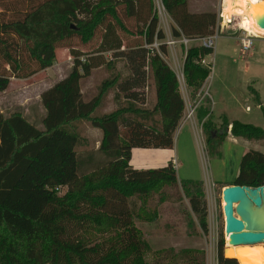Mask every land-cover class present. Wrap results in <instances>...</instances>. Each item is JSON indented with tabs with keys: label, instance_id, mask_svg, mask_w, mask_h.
<instances>
[{
	"label": "trees",
	"instance_id": "16d2710c",
	"mask_svg": "<svg viewBox=\"0 0 264 264\" xmlns=\"http://www.w3.org/2000/svg\"><path fill=\"white\" fill-rule=\"evenodd\" d=\"M162 2L177 25L174 35L197 38L214 32L218 15L213 9L192 12L189 0ZM0 4L4 6L0 9V92L8 88L12 77L26 78L53 66L56 51L64 44L74 57L71 72L41 94L46 111L42 129L20 113L5 116L0 109V264H150L151 245L135 220L158 219V210L149 208V200L158 194L164 202L166 188L180 183L172 160L158 168H134L132 148H172L186 109L177 74L156 48L149 47L156 38H166L158 28L153 0H0ZM121 8L127 16L142 20L140 30L134 32L126 25ZM100 28L104 33L98 52L113 51L112 58H130L133 70L124 81L118 74L103 81L96 96L86 100L81 82L104 61L82 59L84 51L70 43L78 38L87 46ZM119 29L143 37L144 42L125 52ZM160 49L166 51L164 42ZM213 52L195 44L187 50L184 77L194 96L212 71L201 60ZM33 63L37 67L31 69ZM147 70L155 82L153 108L130 104L95 115L113 87L134 90L128 99L141 100L145 93L137 90L145 85ZM254 98L261 104L257 94ZM211 104L204 97L197 107L211 153L221 154L228 134L264 139V128L252 123L223 116L218 125L212 120ZM155 114L160 116L159 126L144 122L154 121ZM121 121L129 129L128 138L121 135ZM80 122L101 129L98 150L108 161L95 164L92 154L79 156L77 147L89 145L77 127ZM232 184L264 185V152H245ZM181 185L201 228L208 232L203 182L186 180ZM224 245L221 237L218 264H239L224 255ZM156 253L160 263L171 258L178 264H206L202 250Z\"/></svg>",
	"mask_w": 264,
	"mask_h": 264
},
{
	"label": "rangeland",
	"instance_id": "374dc122",
	"mask_svg": "<svg viewBox=\"0 0 264 264\" xmlns=\"http://www.w3.org/2000/svg\"><path fill=\"white\" fill-rule=\"evenodd\" d=\"M222 1L223 0H189L188 9L192 12H202L213 9L217 12L219 17V12L222 8ZM153 6L156 8L157 12H159L160 9L164 12L162 0H153ZM3 7L4 6L0 4V9H3ZM120 11L124 22L132 31L137 32L141 29V19L127 16L124 12V8H121ZM246 17H249L248 20H256L257 18L255 15L248 13V16L245 17L242 15L237 16V19H241L242 22H244L246 21ZM167 19L170 25L169 28L166 27L168 26V23L163 21L162 18L159 19L158 24V28L164 31L166 37L173 33L174 26V23L169 16ZM237 19H233L229 27H225L223 33L217 40L214 52L208 57V60H211L212 63V71L206 80L204 88L201 90V96L203 93L207 94L210 100H216L218 95L225 97V103L228 104L226 108L230 118H238L237 120L242 119L245 120L243 122L253 123L260 126L264 123L262 109L257 106L255 99L253 100L245 93V88L240 78L241 74H238L237 76L236 73L238 72L237 69H243L246 63L249 65L251 64L250 68L264 66V36H261L262 38L257 36L258 38L254 40L253 48L249 52H243L241 44L229 36H238L241 38L246 37L248 35L246 30L251 33L264 35V28L251 24L249 27L241 26L246 29L244 30L236 25L238 21ZM259 20L261 21V19ZM118 32L123 39L124 46H126L125 52L132 51V49H135L138 44L144 42V38L138 35L136 36V34L135 36L130 35L121 29H119ZM103 33V29L100 28L93 41L87 46L82 45L78 38H74L70 43L71 46L84 51V54L81 57L82 59L96 57L91 61H104L103 65L93 69L90 77L83 79L81 82L82 89L85 93L84 97L88 100L91 99L94 94L99 92L100 85L103 81L114 79L117 74L120 77V81H124L132 75L131 73L133 69L130 65V58L128 60V58L123 56L115 57L114 54L112 58L111 53H113V51L105 53L98 52V47L102 42ZM158 41L159 43L163 42L159 39ZM159 50L164 60L171 66L177 76L179 74L178 78L184 99L194 104L196 101L195 98L200 99V97H198L199 94L196 95L197 97L194 96L192 90L187 87L184 77L182 76V68L175 70L171 48L166 45L165 52L160 48ZM176 50L179 63L183 65L184 50L180 46H177ZM73 63L74 57L71 56L67 45L64 44L57 49L56 60L53 66L38 71L34 75L26 78L12 77L8 88L5 91L0 92V109L3 114L5 116H10L13 113H20L35 126L42 129L45 108L41 101V94L44 90L68 75L72 70ZM34 67H37V65L33 63L31 69ZM219 76L228 81L237 76L238 81L231 88H222L221 86H217L216 79ZM261 88L264 93V73ZM132 91L134 90L122 91L117 87L111 88L106 98L104 97L105 99L102 104L104 106L99 108L95 112V115L100 116L104 114V112L109 113L130 104L146 109L153 108L156 103V92L155 82L151 71L147 70L146 83L137 90V93H145V96L140 98L141 100H136V102H134L133 100L128 99H132ZM136 97H138V94ZM247 106H249L250 110H247ZM185 110L187 112V104ZM125 117L135 118L133 114H127ZM192 119H186V117H184L182 123L186 120ZM196 120L195 122L200 126L199 117H196ZM144 122L146 124L152 123L159 126L160 116L155 114L154 121L148 120ZM89 126L90 124L86 122H80L77 125L80 133L90 138L89 145H79L77 147L78 154L81 158H85L87 155L92 154L94 156L95 164H103L108 161V159L98 150L96 135L89 131ZM120 129L122 137L128 138L129 129H127L124 121H121ZM178 136L180 137L179 139ZM145 149L148 148H132V166L135 165L137 161L138 163H144L154 159L161 160L162 156L159 154L160 152H151L150 150ZM167 149H170L168 152L171 153L176 162H178L175 163L176 167L178 164L177 176L180 184L177 187L166 188L167 198L164 202H160V196L158 194L149 200V208L151 210H158V219L153 222H140L135 220L136 226L145 233V236L151 245L152 252L148 254L147 260L150 261V264H156V262L157 264H178L180 261L175 262L171 258H166L162 261L164 263H160V259H158L159 255H157L158 253L156 252L173 249L174 253L178 254L182 250L191 249L204 251L205 262L207 264L212 259L218 258V245L220 238H224V246H226L227 243L222 198V191L225 187H221L219 182H229L234 180L238 174L241 158L245 152L249 150L264 152V139H241L239 144L232 143L231 140L225 141L221 146V154L218 155L211 153L209 148H207L204 132H200L199 127L195 130V127L191 126V122L187 121L175 134L174 146ZM91 165H88L89 167L86 170H89ZM85 167L86 165L84 168ZM186 180H198L203 182V189L208 206V232H204L201 228L198 217L192 211L190 200L183 192L181 183ZM257 247L263 248L264 252L263 245H257ZM257 262L263 264L260 260Z\"/></svg>",
	"mask_w": 264,
	"mask_h": 264
},
{
	"label": "crops",
	"instance_id": "0c3cea01",
	"mask_svg": "<svg viewBox=\"0 0 264 264\" xmlns=\"http://www.w3.org/2000/svg\"><path fill=\"white\" fill-rule=\"evenodd\" d=\"M169 15V14H168ZM169 17L171 18V16L169 15ZM257 17V16H256ZM171 20H172V22L174 23V25L176 24L175 22H174V20L171 18ZM260 23H261V21L259 20V18L257 17L256 18V20H252L251 21V24H254V25H256V26H259L260 27ZM250 24V25H251ZM253 25V26H254ZM252 26V27H253ZM251 27V28H252ZM257 36L260 38L261 36L263 37L264 35H259V34H257ZM230 38H233V40H237V42H239L240 43V38L241 37H238V36H229ZM261 37V38H262ZM238 43V44H239ZM69 53H70V51H69ZM251 53V52H250ZM208 57L209 56H207L206 57V59H207V61L208 62H211V60H208ZM214 60V59H213ZM251 65V64H250ZM250 65L248 64V63H246V65L243 67V69H237V76H238V74H241V76H240V78H241V82L243 83V85H244V90H245V93L246 94H248V96L249 97H251L253 100L255 99L254 98V93L255 94H257V96L260 98V102H261V104H257V106L258 107H260V109H261V106H263L264 107V93H263V90H262V77H263V73H264V66H255V67H252V68H250ZM183 66H184V62H183ZM262 75V76H261ZM67 76V75H66ZM65 76V77H66ZM217 76V75H216ZM235 77V78H232L230 81H228L227 79H225V78H221L220 76L219 77H217V86H221L222 88L224 87V88H226V89H228V88H231V87H233L234 85H235V83L238 81V77ZM90 77V76H89ZM206 83V82H205ZM205 83H204V85H205ZM204 85H203V87L201 88V90L204 88ZM251 89H252V91H251ZM201 90L197 93V95L198 94H200L201 93ZM82 91H83V89H82ZM252 92V93H251ZM83 93H84V91H83ZM84 95H85V93H84ZM94 96H96V94H94L91 98H93ZM197 97V96H196ZM199 97V96H198ZM216 97V96H215ZM86 99V98H85ZM213 99V98H212ZM216 99V98H215ZM86 100H88V99H86ZM195 100H198V98L196 99L195 98ZM185 102H186V100H185ZM211 102L213 103V104H211V117H212V120L215 122V123H222V117L223 116H225L229 121H233V120H237L238 118H230L229 117V114H228V110H227V108H226V106L228 105V104H226L225 103V97H221L220 95H218V97H217V99L216 100H211ZM186 104H187V102H186ZM102 106H104V105H102ZM101 106V107H102ZM215 106V107H214ZM100 107V108H101ZM98 110V109H97ZM187 110H188V106H187ZM247 110H250V108H249V106H247ZM45 112V114H46V111H44ZM105 113V112H104ZM186 110H185V112H184V117H185V115H186ZM44 114V115H45ZM184 117L182 118V120H181V125L179 126V128L177 129V131H176V133L182 128V126H183V124L185 123V122H187V121H189V122H191V126L193 127H195V130H197V127H199V130H200V132L201 131H203V127H202V122H201V120H200V126L198 125V123H196L195 122V120H196V117H199V115H198V110L196 109V113H195V116H194V118L192 119V120H186V121H184L183 123H182V121H183V119H184ZM240 121H245V120H242V119H239ZM197 121V120H196ZM220 124H218V125H220ZM253 124V123H252ZM255 125V124H254ZM257 125V124H256ZM260 127H262V128H264V123L263 124H261L260 125ZM88 129H89V131L91 132V133H94V135H96V140L98 141V145H97V147H99V145H100V142H101V139H102V136H103V133H102V131H101V129H99V128H96V127H88ZM182 134V133H181ZM83 136H85V135H83ZM87 139H88V141L90 142V138L88 137V136H85ZM180 137L178 136V139H179ZM241 139H244L245 140V138H242V137H235V136H233L232 134H228L227 136H226V139H225V141H228V140H231L232 141V143H235V144H239V142H240V140ZM224 141V142H225ZM223 142V143H224ZM223 145V144H222ZM140 149V148H139ZM141 149H143V148H141ZM145 150H150L151 152H160L159 154H161V156H162V158H161V160H149V161H147V162H144V163H138V161L135 163V165H133L134 167H136V168H138V169H150V168H158V167H162V166H164V165H166L169 161H171L172 160V162L174 163V166H175V169H176V171H177V167H178V164H177V167H176V163H178V162H176V160L173 158V156H172V154L171 153H169L168 151L170 150V149H167V148H148V149H145ZM156 150H158V151H156ZM146 152H149V151H146ZM163 152V153H162ZM176 162V163H175ZM235 179V178H234ZM234 181V180H233ZM233 181L231 180V181H229V182H219L222 186L221 187H225V186H227V185H233L232 183H233ZM224 185V186H223ZM207 264H218L217 263V260H216V262H214L213 261V259L211 260V261H209Z\"/></svg>",
	"mask_w": 264,
	"mask_h": 264
},
{
	"label": "water",
	"instance_id": "95a60500",
	"mask_svg": "<svg viewBox=\"0 0 264 264\" xmlns=\"http://www.w3.org/2000/svg\"><path fill=\"white\" fill-rule=\"evenodd\" d=\"M260 27L264 28V21L260 23ZM222 198L225 201V231L230 236V244H264V223L255 213V209L261 208L264 203V185H227L222 191Z\"/></svg>",
	"mask_w": 264,
	"mask_h": 264
},
{
	"label": "built area",
	"instance_id": "2783aa9c",
	"mask_svg": "<svg viewBox=\"0 0 264 264\" xmlns=\"http://www.w3.org/2000/svg\"><path fill=\"white\" fill-rule=\"evenodd\" d=\"M223 4H224V0L222 1V8H221V11L219 12L218 22H217V25H216L213 33L208 34V35L203 36V37H197V38H189V37L185 36L183 33H181L180 36H176V35H174V33H172L171 35L166 37L165 41H163L166 45H168L171 48L172 55L174 58V68H175V70H179L182 68V76L183 77H184V66L179 63V60H178L179 58H178L177 53H176L177 52V50H176L177 46H180L184 50V60H185L188 48L190 46H192L193 44L202 45V46L212 48L215 50L217 40L220 37V35L223 33V30L225 29V27H229V25L232 23L233 19H236V18H232L231 21L226 20V17L223 15V10H224ZM163 9H164V12H166V13H164L163 10L160 9L158 12L159 19L162 18L163 21L168 23L167 17L169 16L168 15L169 13L167 12L165 6L163 7ZM236 25L238 26V22L236 23ZM166 27H168V28L170 27L169 23H168V26H166ZM174 27H177V25L175 24L173 26V28ZM232 27H234V26H232ZM247 32H248V35L246 37H242L240 39V44H241V48H242L243 52H249L253 48L254 40L256 38H258L257 35L251 34V33H249V31H247ZM159 44H161V43H159L158 39L156 38L155 42L149 46L151 48L152 47L156 48L158 50V52L161 54V52L159 50V48H160ZM206 57L201 60V63L212 68V63L208 62ZM178 76H179V74H178ZM184 80H185V77H184ZM201 94L202 93L199 94L200 99L196 100L194 104L192 102L186 100L187 106H188L187 114L185 116L186 119H192L195 116L196 109H197L198 105L200 104V102L202 101V99L204 97H208L207 94L203 93L202 96H201ZM57 189L61 190L60 188H57ZM216 260L218 263V258L213 259L214 262H216Z\"/></svg>",
	"mask_w": 264,
	"mask_h": 264
},
{
	"label": "bare ground",
	"instance_id": "6f19581e",
	"mask_svg": "<svg viewBox=\"0 0 264 264\" xmlns=\"http://www.w3.org/2000/svg\"><path fill=\"white\" fill-rule=\"evenodd\" d=\"M224 10L223 15L226 17V20L231 21L232 18H236L237 16H248V13L257 16L261 19V22L264 21V0H224ZM248 12V13H247ZM249 18V17H248ZM246 17V21L242 22V20H236L238 22V26L240 28L249 27L251 24V20H248ZM244 29V28H242ZM246 30V29H244ZM248 31V30H246ZM250 32V31H249ZM251 33V32H250ZM257 35L256 33H251ZM223 205H225V201L223 200ZM256 215L259 219L264 223V203L261 208L255 209ZM227 243L224 249V254L230 258H237L240 264H262L257 261H262L264 264V252L263 248L257 247V245H231L230 244V236L226 234Z\"/></svg>",
	"mask_w": 264,
	"mask_h": 264
}]
</instances>
